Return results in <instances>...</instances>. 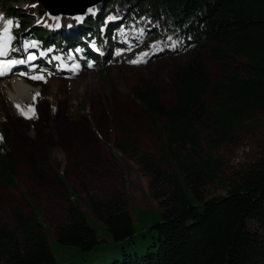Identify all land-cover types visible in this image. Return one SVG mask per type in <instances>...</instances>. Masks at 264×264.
Segmentation results:
<instances>
[{
	"label": "rangeland",
	"instance_id": "1",
	"mask_svg": "<svg viewBox=\"0 0 264 264\" xmlns=\"http://www.w3.org/2000/svg\"><path fill=\"white\" fill-rule=\"evenodd\" d=\"M101 3L89 8L85 15L50 18L44 14L39 18L33 10L35 4L28 5L32 9L28 15L27 5L21 0H0L3 26L9 20L6 6L10 5L28 30L43 25L55 37L62 31L74 44L66 58L56 57L60 50L56 42L47 51L36 52L34 61L20 64L0 78V125L9 159L15 165L16 184L12 188L0 185V224L19 236L20 223L14 214L24 220L39 221L45 242L53 243L50 250L57 264L72 253L57 244L56 237V229L65 224L71 211L96 226L98 236L103 238L106 234L93 212L100 205L104 219L105 211L109 212L113 204L122 205L135 230L145 223L139 211L156 212L164 197L158 196L168 193L170 187L163 185L161 189L153 183L140 167L143 158L153 159L168 178L178 174L181 179L179 165L168 162L164 152L169 132L166 120L142 110L134 96L135 86L140 85L162 105L174 103L177 87L169 77L170 70L177 65L169 53L173 41L157 33L160 21L132 18L124 5L105 9ZM85 19L98 25L94 39L89 40L99 44L92 61H87L79 49L77 30ZM100 24L106 28H100ZM11 35L10 51L14 53L9 59H24L20 54L32 49H25V45L35 41L20 44L24 37L16 28L11 29ZM42 40L52 41L50 35ZM228 49L224 42L206 43L200 49V61L209 81L208 93L228 74L244 75L245 61L225 55L223 52ZM47 57L50 59L46 60ZM70 65L78 66V73L65 70ZM40 75L43 80L29 78ZM18 78L37 88L36 105L45 106L44 110L36 109L28 123L16 116L8 95L14 92L13 83ZM206 99L210 104L217 100L210 95ZM213 125L202 120L196 126L199 150L174 149L181 166L193 161L196 168H202L199 161L207 159L208 166L215 171V179L204 181L199 194L202 198L223 195L264 160V114L257 113L253 120L224 134ZM31 162L47 177L46 184L33 179ZM55 175L63 177L64 186L57 184ZM180 189L192 194L183 185ZM248 227L256 229L252 222ZM0 264H6V259L0 257Z\"/></svg>",
	"mask_w": 264,
	"mask_h": 264
},
{
	"label": "trees",
	"instance_id": "2",
	"mask_svg": "<svg viewBox=\"0 0 264 264\" xmlns=\"http://www.w3.org/2000/svg\"><path fill=\"white\" fill-rule=\"evenodd\" d=\"M21 1L27 5L26 14L32 12L28 5L35 4L36 16H44L35 0ZM114 5L126 6L129 17L160 21L159 36H169L174 41L169 50L172 59L177 60L169 74L177 87L174 103L162 105L140 85L135 86L134 96L142 110L166 120L169 132L164 152L168 162L179 165L181 179L178 174L168 178L153 159L143 158L140 167L153 183L161 189L163 185L170 187L168 193L158 196L164 197L156 212L139 211L145 223L135 230L122 205L113 204L109 212L105 211V219L101 205L93 206L106 234L103 238L98 236L96 226L71 211L65 224L56 229L57 244L72 252L61 264H264V160L223 195L202 198L199 194L204 181L215 179V171L207 159L199 161L202 168H196L193 161L181 166L174 150H199L195 128L202 120L212 122L224 134L253 120L257 113L264 114V0L102 1L105 9ZM6 8L9 20L19 25L12 28L24 37L23 41L35 40L42 49L57 42L63 53L66 46L73 45L62 31L55 37L43 25L28 30L26 23L19 20L20 15L10 5ZM77 32L89 40L94 36L95 22L85 19ZM49 35L52 43L42 40ZM210 42L226 43L229 49L223 53L246 63L244 75L228 74L213 85L212 93H208V76L199 57L200 49ZM81 49L88 59L95 58L83 45ZM207 95L217 100L210 104ZM36 109L44 110L45 106L36 105ZM29 168L37 183L49 181L33 162ZM55 181L65 185L60 175H55ZM178 184L190 189L195 197L191 192L187 195L185 189L181 192ZM0 185H16L15 165L9 159L1 125ZM14 217L20 223L19 236L0 224V257L6 259V264H57L50 250L53 243L45 242L39 221L24 220L18 214ZM249 222L256 229H250Z\"/></svg>",
	"mask_w": 264,
	"mask_h": 264
},
{
	"label": "bare ground",
	"instance_id": "3",
	"mask_svg": "<svg viewBox=\"0 0 264 264\" xmlns=\"http://www.w3.org/2000/svg\"><path fill=\"white\" fill-rule=\"evenodd\" d=\"M88 10H89V8L87 9V11ZM3 28H4V26L0 23V32H3ZM27 54H31V53H27ZM7 59H9V58L7 57ZM136 59H138V58H136ZM53 60H55V59L53 58ZM19 66H20V64L16 65L11 70H13L14 68H17ZM67 71H73L74 73H78V67L76 65H70L67 68ZM4 76L5 75L0 76V78H3ZM13 89H14V92L13 93L10 92L8 95H9V98L11 100V104L13 106L14 112L16 113V116H18V117H20L26 121H31L33 119V113L28 112L27 110L29 107H32V108H34V111H36V103H37L36 100L39 99V98H37V97H39V95H37V94H39V92L36 90L37 88L29 85L23 79H21V80L19 79V80L14 81ZM17 105L20 106V109L23 110L25 112V114H22L21 110H18V108L16 107ZM28 117H31V118H28Z\"/></svg>",
	"mask_w": 264,
	"mask_h": 264
},
{
	"label": "snow or ice",
	"instance_id": "4",
	"mask_svg": "<svg viewBox=\"0 0 264 264\" xmlns=\"http://www.w3.org/2000/svg\"><path fill=\"white\" fill-rule=\"evenodd\" d=\"M0 20H4V18L2 16H0ZM13 26L18 27V23L14 25V22L11 20H7L4 22V28H3V32H0V76H3L5 74H7L13 67H15L18 64H24L26 62H30L32 60H35L36 56L34 54H29L26 58L24 59H7V57L9 56V52L11 50V42L13 40V36L11 35V28ZM123 34V33H121ZM143 33H141L142 35ZM28 47H36L35 44H31V45H25V49H27ZM144 55H147V53H144ZM140 61H133V63H137ZM91 66V65H89ZM78 67V66H77ZM21 75H23V73H21ZM31 79H41L43 80L44 77L43 75L40 76H31L29 77ZM39 95V94H37ZM18 108V110L20 109V106L17 105L16 106ZM28 112H31L34 114V108L29 107ZM22 114H25V112L23 110H21ZM31 118V117H28Z\"/></svg>",
	"mask_w": 264,
	"mask_h": 264
},
{
	"label": "water",
	"instance_id": "5",
	"mask_svg": "<svg viewBox=\"0 0 264 264\" xmlns=\"http://www.w3.org/2000/svg\"><path fill=\"white\" fill-rule=\"evenodd\" d=\"M49 17L82 15L102 0H35Z\"/></svg>",
	"mask_w": 264,
	"mask_h": 264
}]
</instances>
